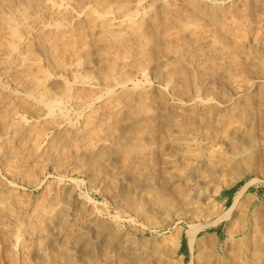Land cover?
Listing matches in <instances>:
<instances>
[{
  "label": "bare ground",
  "instance_id": "bare-ground-1",
  "mask_svg": "<svg viewBox=\"0 0 264 264\" xmlns=\"http://www.w3.org/2000/svg\"><path fill=\"white\" fill-rule=\"evenodd\" d=\"M138 75L158 83L143 86ZM65 100L77 122L56 113ZM18 110L36 125L9 128ZM263 130L264 0H0V264H63L85 235L93 203L73 186L67 192L45 181V199L32 207L21 202L17 179L35 180L44 171L29 162L33 153L51 156L60 169L66 159L87 165L89 184L145 218L153 206L147 204L173 205L174 196L176 206L197 215L203 189L215 192L232 172L242 177V149ZM48 131L53 137L41 145ZM156 179L163 184L144 199L135 186ZM243 192L225 213L239 218L245 233L227 249L228 263L264 264V205L252 211ZM68 200L87 217L59 206ZM198 226L185 231L198 251L193 263L224 264L217 256L200 258L206 242L197 239ZM50 240L58 255L48 253ZM179 240L180 229L175 251Z\"/></svg>",
  "mask_w": 264,
  "mask_h": 264
},
{
  "label": "rangeland",
  "instance_id": "rangeland-1",
  "mask_svg": "<svg viewBox=\"0 0 264 264\" xmlns=\"http://www.w3.org/2000/svg\"><path fill=\"white\" fill-rule=\"evenodd\" d=\"M220 1L221 0H212V1L210 0V2H215V3H220ZM136 79H137L136 80L137 82H140L143 86H146V87L150 86L151 84L155 85L158 83L154 79L144 80V78L141 75H138L136 77ZM146 82L148 83L147 85H146ZM169 99L172 102H180V99L177 96H170ZM68 104H69V106H68ZM59 109H60V111H59ZM56 113L64 115L71 122H77L79 120V117H77L78 116L77 111L73 107V105L71 104L70 101L65 100L60 105H58L56 108ZM26 114L27 113H24L23 111L18 110L17 113L15 114L16 117L14 116V119H13L12 123H10L9 128H12L16 125H18V126L20 125L21 127H25V128H27V126L29 128L35 126L37 123L36 119H33L34 117L32 115H30V114L26 115ZM263 134H264V130H263V132L261 131V132L256 133V138L254 139V141L249 146L245 145V147L243 149L241 148L243 151V155L246 156L248 154V156L245 157L246 158L245 161H247V163H246L247 165L244 164L245 168H244V170H242L244 172V174L242 175V177L239 180H236L235 175H237V173L232 172V173L227 174L225 176V178L219 179V181H218V183H219L218 187L219 188L217 187L218 189L215 192L212 191L213 189H211V190L209 189V191L204 190V189L202 190V194L199 196V199L197 201V204L199 205V207H198L199 210L202 209L201 211H199V214L201 213L202 216L197 214L199 217L197 215H192L191 213H189L188 210H184V209L176 206L175 205V196H174V198L172 199L173 205H171L169 203H165L162 200L161 201L159 200V202H161L163 204L161 207L158 205L154 206V204H147L148 207H150V205L151 206L153 205V206L150 207L151 212H149V211H147L148 213L146 212V214H149V215H147L145 218V215L143 216V214L138 209L136 210L135 205H130V204H124L123 205V204L119 203L117 200L113 199L111 196H108L106 193H104L101 189L97 188L95 185L89 184L90 182L87 181V179H89L88 178L89 168L87 165L82 164V163H78V162H74L71 159H66L62 165V168L60 169V168H57L55 159L49 155H45L43 157H40V156L37 157V154L33 153L30 156L31 159L29 160V162L34 161L35 166H37V165L41 166L42 165V168L43 167L45 168V169L43 168L44 171L42 170L43 172L41 171L42 172L41 174L38 173L37 175H35L34 178H37V179L33 180V178H32L31 179L32 181L30 179H24V178H21V179L19 178L20 181H19V179H17L16 185L19 188L18 190L20 193V199H22L21 202L22 201H23V203L27 202L26 205L29 207H32L36 200L41 201L42 198L45 199L44 197L46 196V192H44V190H43L44 188H42L43 187L42 184L45 183V181L47 184L50 183L51 186L55 185L56 183H60V184H62L63 188L67 192H69L73 186L74 187L73 189L74 190L76 189L75 193L77 194V196L79 195L78 197L82 201L84 200V202H89L90 204L93 203V204H91V206H92L91 207L92 209L90 211L91 213L87 217V216H84V213L81 210L83 208H81L80 206H77V204L73 200H71V201L68 200L69 203L67 201L66 202L60 201L59 206L66 208V210L69 211L70 213H74L78 216L81 214L79 216L80 218H82V217L88 218V220L86 221L87 225H86V227L83 228V232L85 234L84 238H81L82 240H77V242L71 244V246H70L71 248H69V252L71 250V253L67 254L68 257H66V259L63 261V264H97V262L104 263L105 261H106L105 263H108V264H111V263L112 264H116V263L121 264L122 262H123L122 264H137V263L138 264H155L154 261H156L157 264H189V263L194 264L193 260L198 257V251L196 250V247L190 246L188 244L187 238L185 236V231L188 230V227L190 225H197V226L199 225L198 226L199 231L197 234V239L198 240L202 239L201 240L202 242H206V245H202V247H201V249L203 251L205 250L204 251L205 253L203 251H201L200 258L201 257L205 258L206 256H217V257H219V259L221 261L224 262V264H229L228 258L226 255L228 253L227 249L229 251H230V249L233 250V248L235 246L241 244L244 241L243 239H245V233L241 232L242 225H243L241 220L239 218L237 219L234 217L233 218L228 217L229 219L227 217H225L226 211L232 206L231 204H233L234 196H235L236 192L241 187H244V192H243L244 194L243 195L245 197V200L243 203L247 202L245 204L248 205V207L251 210L253 209L252 211H254L255 208L258 209L259 207H261L262 204L264 205V135ZM52 137H53L52 132H50V131L46 132L45 135L41 138L40 144L41 145L47 144L52 139ZM249 156H252V158H250ZM45 157H47V158H45ZM40 160H42L43 162ZM44 160L46 162H44ZM51 160H53V161H51ZM39 166H37V167H39ZM63 167L65 170L63 169ZM58 169L61 171H59ZM62 169L64 170V172ZM54 171L57 173H55ZM228 175H230V176L227 177ZM58 177H60V178H58ZM6 180L8 182L15 181L11 177H6ZM26 180H27V182H26ZM48 180H49V182H48ZM144 181H146V180H144ZM233 181H235V182H233ZM31 182H32V184H31ZM33 182H34V184H33ZM146 182H148V183L145 185V187L144 186L141 187L140 185L138 187V185H137V186H135V188L137 190L139 189L138 191L142 192V194L144 193L143 197H144V199L147 200V198L149 196L155 195L154 193H155L157 187H159L158 185L163 184V183L159 179L150 180V181L147 180ZM226 182H228L227 185H226ZM240 182H242L243 184L235 192H230V189L235 187ZM26 184H28V185H26ZM76 184H77V186H76ZM137 190H135V191H137ZM21 195L23 198L21 197ZM27 195L29 197H27ZM80 195H81V197H80ZM86 198H89V200ZM90 199H91V202H90ZM227 199H228V201H227ZM72 201L76 205L74 204V206H73ZM70 202H72V203H70ZM201 204H202L203 208L200 207ZM245 204H243V205H245ZM76 206H77V208H76ZM78 207H80L81 209L80 208L78 209ZM72 208H73V210H72ZM75 208H76V210H75ZM80 210H81V212L79 213ZM207 210H208V212H207ZM153 212L156 214H154ZM203 214H204V216H203ZM147 217H149V218L151 217V219L152 218L153 219L151 220ZM100 220H101V222H100ZM249 221H250V216L248 217V221L246 223L248 224ZM90 223H91V225H90ZM99 223L102 226L97 228V224H99ZM102 223H104V225ZM240 223H241V225H240ZM92 227H93L92 230H94V231L91 230ZM94 228H96V229H94ZM178 229H180V240H179L180 243H179V245L175 251V250H173V244H174V240L176 238V234L178 232ZM232 229L234 230V232ZM98 230H99V232H97ZM100 230H102V231L100 232ZM231 231L233 232L232 235H231V233H232ZM236 232H237V234H236ZM212 233H215L216 236H213ZM209 235H211V236H209ZM52 237L53 236H50V239H52ZM129 238H131V240ZM107 239H109V240H107ZM209 239L213 244L209 241ZM212 239H214V240H212ZM114 240L119 241V242H116ZM158 240H162V242H164V244L162 243L160 246L159 245L158 246L152 245L153 247L151 248L152 242L158 241ZM238 240L240 243L238 242ZM84 241L85 242L87 241V242L84 243ZM123 241H124V244H123ZM49 242L51 244L48 243L49 244V247H47L48 253L50 255H51V253L52 254L56 253L58 255L59 253H57L53 249L52 240H50ZM186 242H187V245L190 249V252L188 253V256L185 259L184 256L182 255L181 251H180V248ZM126 243L128 246L126 245ZM100 245H101V247H100ZM116 245H118V246H116ZM145 245H146V247H145ZM85 247H86V251L84 249ZM117 247H119V250H117ZM154 247L155 248L157 247L160 249L157 250V248L155 249ZM50 248L52 249L51 252H50V250H51ZM126 248H127V250H126ZM121 249H125L124 252H126V255L121 253ZM130 249H133L134 251L130 250ZM137 249L141 252L135 251ZM150 251L154 254V257L152 256V253ZM128 252H131V253L128 254ZM136 252H138L137 254L142 256V259L140 260V262L139 261L136 262L133 259V254H135ZM90 253H92L93 255ZM95 255H97L98 257ZM108 255L110 256V258H108ZM143 255H144V257H143ZM146 255L150 256V257H147ZM204 255H206V256H204ZM92 256H93V258H92ZM88 257L90 260H87ZM102 257H103V259H105V258H107V259L103 260ZM145 257H147V258H145ZM156 257H157V259L159 257V259L157 260ZM100 258L102 261L99 260ZM122 258H124V259H122ZM71 259L73 262L71 261ZM74 259H75V262H74ZM151 261H153V262H151ZM65 262H67V263H65ZM51 264H53V263H51Z\"/></svg>",
  "mask_w": 264,
  "mask_h": 264
},
{
  "label": "crops",
  "instance_id": "crops-1",
  "mask_svg": "<svg viewBox=\"0 0 264 264\" xmlns=\"http://www.w3.org/2000/svg\"><path fill=\"white\" fill-rule=\"evenodd\" d=\"M227 201H228V199H227ZM180 251H181L182 255L184 256V258L186 259V257L188 256V253L190 252V249L187 245V242L181 246Z\"/></svg>",
  "mask_w": 264,
  "mask_h": 264
},
{
  "label": "trees",
  "instance_id": "trees-1",
  "mask_svg": "<svg viewBox=\"0 0 264 264\" xmlns=\"http://www.w3.org/2000/svg\"><path fill=\"white\" fill-rule=\"evenodd\" d=\"M243 183L240 182L239 184H237L235 187L230 189V192H235Z\"/></svg>",
  "mask_w": 264,
  "mask_h": 264
}]
</instances>
